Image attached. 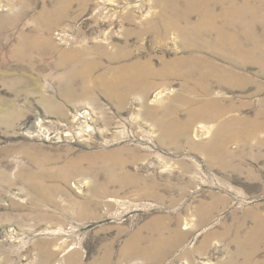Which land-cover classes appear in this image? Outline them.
I'll return each instance as SVG.
<instances>
[{
    "label": "rangeland",
    "instance_id": "1",
    "mask_svg": "<svg viewBox=\"0 0 264 264\" xmlns=\"http://www.w3.org/2000/svg\"><path fill=\"white\" fill-rule=\"evenodd\" d=\"M258 216L264 0H0V264H244Z\"/></svg>",
    "mask_w": 264,
    "mask_h": 264
},
{
    "label": "bare ground",
    "instance_id": "2",
    "mask_svg": "<svg viewBox=\"0 0 264 264\" xmlns=\"http://www.w3.org/2000/svg\"><path fill=\"white\" fill-rule=\"evenodd\" d=\"M200 2H203V0H188V5L190 6V8H193L194 10H196V8L200 7ZM210 4V3H209ZM208 4V5H209ZM209 9L212 7V5L208 6ZM205 10V16L207 18V20L211 21L213 18H215L212 14V12H208L210 11L209 9L207 10V6L205 8H203ZM245 14V13H244ZM233 16V15H232ZM245 16V15H244ZM240 17V16H239ZM203 19V18H202ZM206 24V23H205ZM202 27V26H201ZM168 28V27H167ZM182 28V27H181ZM203 28V27H202ZM221 37V36H220ZM226 41V40H225ZM218 45V44H217ZM218 47V46H217ZM236 49V48H235ZM224 51V50H223ZM230 55V54H229ZM251 59V58H250ZM80 70H78L77 72L80 74L81 77H85L87 79H89L90 77V72L87 71V64L85 63H81L80 66ZM137 70V69H136ZM133 72V71H131ZM78 73H76V75H79ZM128 73V72H127ZM152 74V73H151ZM134 75V74H133ZM139 75V74H138ZM93 76V75H92ZM132 75H130L131 78ZM146 78V77H145ZM141 79L137 76V78H132L130 80V82L128 83V87L126 88V91L128 94H131L132 91H134L138 86L139 83L138 81H140ZM117 81V80H116ZM110 83V82H109ZM107 86V85H106ZM104 88V87H103ZM112 88V89H111ZM108 92L111 94H113V86L110 87L108 86L107 88ZM89 91V90H88ZM149 91V90H148ZM107 92V91H106ZM147 93V92H146ZM145 93V94H146ZM126 95V94H125ZM113 96V95H112ZM123 96V95H122ZM152 114V112H151ZM223 128V127H222ZM222 128H220L219 130V135H221L225 130H223ZM224 128L226 129V125L224 126ZM246 138H250L249 135H245ZM216 143L212 142L210 144V148L216 146ZM114 168V170H123L124 167H122V165L120 164H114L111 163L108 168ZM111 174V181H115L116 179V175L114 173H110ZM240 230H244V225L241 224V228ZM240 235V234H239ZM241 238L236 239V241L238 242V252L236 253V256L232 257L231 261L238 263L239 259H241V256L245 254L247 248H251L252 251L251 252H247L245 256H243L244 259V264H250L251 261L254 259L253 256L255 255L256 251H259L260 248L262 247V245L264 244V218L261 216H258L255 219V225L253 227V229L247 233V236L244 238V236H240ZM162 238V243H168L170 244V239H167L166 237H164V235H161ZM244 238V239H243ZM176 242V241H174ZM160 247H162L160 245ZM163 248V247H162ZM164 249V248H163ZM246 249V250H245ZM255 251V252H254ZM233 264V263H232ZM243 264V263H242Z\"/></svg>",
    "mask_w": 264,
    "mask_h": 264
}]
</instances>
